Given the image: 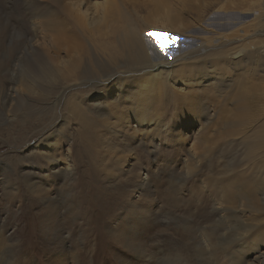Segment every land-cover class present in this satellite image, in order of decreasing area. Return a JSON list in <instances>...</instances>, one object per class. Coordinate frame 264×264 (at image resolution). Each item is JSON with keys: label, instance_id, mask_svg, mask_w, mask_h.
<instances>
[{"label": "rangeland", "instance_id": "rangeland-1", "mask_svg": "<svg viewBox=\"0 0 264 264\" xmlns=\"http://www.w3.org/2000/svg\"><path fill=\"white\" fill-rule=\"evenodd\" d=\"M97 1L87 0L85 6ZM38 2L35 11L43 14L45 28L75 30L65 8L52 0ZM123 2L139 22L150 21L157 9L165 8L187 24L185 33L159 24L142 29L155 62L182 57L176 52L200 45L206 34L202 27L214 32L224 22L234 25L238 38L246 40L244 47L223 54L226 66L220 63L219 71L211 67L214 56L205 65L179 69L189 81H175L165 70L161 75H125L135 93L140 90L135 83L141 81L146 92L159 94L154 110L161 115L125 121L123 115L132 113L128 109L133 103L126 88L116 87L108 99L90 101L87 114L76 107L70 110L71 92L87 95L103 89L100 75L112 74L116 79L111 84H118L116 72L128 69H110L76 33L70 45L74 42L83 52L74 82L79 86L64 96L66 91L56 85L48 98L42 97L44 102L24 97L12 112L4 89L15 77L22 82L16 76L20 59L35 68L45 61L43 48L35 54L27 40L38 34L41 45L46 32L34 30L32 7L24 0H0V264H251L259 243L264 251V240L258 242L257 231L246 224L256 223L252 218L259 216V224L264 223V212L247 208L240 195L243 189L258 191L264 204V145L257 139L264 125V51L259 44L264 32L254 21L243 27L236 23L252 0H157V7L139 0ZM93 13L90 8L87 14ZM116 34L112 30L107 38L97 39L104 58L116 48ZM254 35L259 36L257 43ZM241 43H229L228 48ZM51 51L58 61L66 58L65 51ZM188 99L200 102L203 120L196 115L177 125L178 107H185ZM13 113L21 117L12 123L7 116ZM59 128L63 134L53 133ZM51 133L48 144H39ZM59 141L61 149L55 151L54 142ZM229 198L234 199L229 205L233 209L221 220L218 201Z\"/></svg>", "mask_w": 264, "mask_h": 264}, {"label": "bare ground", "instance_id": "bare-ground-1", "mask_svg": "<svg viewBox=\"0 0 264 264\" xmlns=\"http://www.w3.org/2000/svg\"><path fill=\"white\" fill-rule=\"evenodd\" d=\"M24 1L26 2V5H29V7L30 6L32 7V13L30 14H33V15L29 17L31 18V23H32L31 25H33L35 28L34 30L37 31L39 29H42V32H46L43 35H41L42 39L44 40V43L41 45L39 44V40L37 39L38 34H35V40L34 38L27 40L28 43H30L29 46L32 49V52H35V54L37 50H39L40 48H43V52L41 53L42 54L41 56L45 61L39 62L38 68H35L33 65L25 64V62L22 61L21 59L19 60L20 62V64L18 65L19 70H17L18 73L16 76H19L22 82L18 84L19 80L17 79V77H15L16 79L11 80L12 82L9 83L10 84L9 87L6 86V89H4V92H5L4 101L9 106L10 108V109L8 108L9 111L13 110L12 108L14 107V105L16 104L19 105L21 100L25 99L24 97H26L27 99L28 98L30 99V96L31 97L37 96L35 100H38L39 98L43 100L42 97L46 98L49 94H51V92L53 91L56 85H60L61 90L66 91V92L61 93V95L65 96L67 94L68 95L72 94L69 97L70 98L69 103L71 104L70 110L74 112V107H76L77 110L80 111L81 113L87 114L90 111H92L91 105L97 102L98 100L97 98L101 96H105V98L108 99L113 89L118 87L119 89H122V90H125V88L128 89L129 91L126 93L128 96H131L133 100L132 106L128 109V110H131L130 112H132L130 114L131 116L128 115V113L123 115V119L125 121L127 118L128 120L132 119V117H136L140 121H144L147 119L148 120L160 119L161 115L158 113L159 109L157 108L156 110H154L156 107V99L158 98L159 94H157L155 90H153L154 92H152L151 90H150L151 92L150 91L146 92L147 88L144 87L145 85L141 83V81H139L138 83H135V85L140 88V90L135 93L133 89H130L132 86V83L130 84L127 83V80H126L127 78H125L126 77L125 75L132 74V73L134 74L137 72L139 73V71L140 72L141 71L143 72H150V71L157 72L158 71L157 73L161 75L163 74L162 71L165 70V72L169 74V76L173 78L175 81H182V82L184 80L189 81V79H186L183 73L179 72V69H182L183 67L193 68L194 66L199 65V63L205 65L206 59L214 56V58L212 59V62H215V63L212 64L211 67H215L214 68L215 71H219L221 70L222 64L224 65V63L221 62L220 58L223 57L226 53H232L234 50L240 47H244V44L246 41L243 38L242 39L238 38V36L236 35L237 33L236 28L233 27L234 25L231 26V24L229 23L224 22L222 26L220 24H217V26H215L216 31L214 32H210L211 29H205L206 27L205 28L202 27L203 28L202 30L206 34H202L203 32L199 33V34H202V37H201L202 41L198 47L192 48L191 50L185 53H184V49H181L180 51L176 53H178L182 57L177 58L176 60H171L166 63V61L162 58L161 61L155 62L154 58L152 57L153 53L152 55L150 53V48H149L150 44L147 43L146 39H144V34L142 33V29L146 26L147 27L153 26V25L157 26V24H159L160 26L163 25V26H167L170 28H174L178 30L177 31L178 33H185L183 31L185 30V25L187 24H185L183 17L181 15L173 14V13L171 14L167 9L160 8V10L157 9V11L152 15L153 16V18L151 19L152 21L143 20L139 22V20H135L133 17L131 18V16H129L128 10L125 7L123 0H120L119 2L122 7L121 9L118 8L120 5H118L117 0H98L95 3L91 2L89 6H85L87 4V0H52L53 2L60 5L62 8L66 9V12L68 13L67 15L69 16L71 22H73L74 27H75V30L71 29L74 31L72 33L71 30H69L68 28H62L63 30L65 29L64 32L59 31L58 28L62 27L61 25H58L60 27H56V28L55 27L50 28V29L45 28L43 26V24L45 25V23L40 19L41 17H43V14L39 13L38 11H35L41 3H39L38 0H24ZM139 1H141L142 4L147 5L148 7L152 5L155 7L160 6V3L156 2L157 0H139ZM135 6L137 5L133 4L134 8ZM90 8L94 9L93 16H89L87 14ZM238 19H239L238 20L239 22L236 23L237 24L236 26L243 27V25L248 23L249 21L250 22L254 21L253 25L258 26L259 27L258 30L261 29L264 32L263 0H252L251 7L245 11H242L241 17H239ZM112 30L113 32L115 31L117 33L115 37L117 41V44H115L116 48L112 47L113 52H111L110 54L111 56L108 55V58L106 57L104 58L105 55L103 53L105 52V50L103 48L102 49L100 48V44H98L97 39L103 38V37L107 38L109 33L112 32ZM76 33L81 34L85 38V40L88 41L89 47L91 50H93L92 52L96 57L102 58V60H105L106 63H110L112 65L110 66V69L111 67H113V68H116V70H120V68L122 67H128V69L125 72H123L122 70L119 72H116V77L117 79H119L118 84H111V79L115 78L112 74L106 75V76L100 75L101 78L99 80V84L103 86V89L98 90L96 88L97 90L87 95L82 92H71L69 94V92L72 91L73 88L79 86L78 84L74 82L75 80L79 79L78 74L80 73V63L83 60L82 49L78 48V45L74 44V42H73V45L72 44L70 45V43H72L73 40H76L78 38L77 37L78 35H76ZM233 35H236V36L233 37ZM251 38H255L253 42L257 43L259 36L254 35ZM232 39H236V40H232ZM236 41L238 42L240 41L242 43L234 47L230 45L231 48H228L229 43L233 45V43H235ZM27 44L26 46H28ZM259 44H261V49L264 51V40L261 41V43ZM51 49L57 52L65 51L66 58L60 61L54 59L53 55L51 54L52 53ZM35 54L33 53V56ZM229 55H232V54H229ZM170 56H173V55H170ZM91 57L94 58V56H91ZM87 59L89 60L90 58L87 57ZM32 60L36 61L38 60V58H34ZM173 62H178V63L176 65L171 64ZM101 63L103 65L104 62H101ZM220 63H221V66H219ZM95 65H96V62H95ZM96 67L98 66L96 65ZM162 67H165V69ZM206 69L209 70L210 68H208V66L207 67L203 66V70H206ZM99 70L97 71L99 72ZM81 71L82 73H85L87 71V68L82 67ZM107 73L108 72H106L105 74ZM100 74H104V72ZM151 75L153 74H150V76ZM126 85H130V86L128 87ZM122 94H125V93H122ZM90 101H93L92 104H90ZM187 102L188 103L186 104L185 107H182L183 105L178 107V113L176 116L177 125L180 123L179 121H182L185 123V122L190 121V119H194L193 116H195V118H197V116L198 118H200V115H202V113H200L202 111L199 110L200 106L198 105L200 102L199 103L197 102L198 103L197 104L195 100L192 101L191 99H188ZM158 106L159 105H157V107ZM191 107H195V108L190 110ZM101 111H102L101 109L98 110L99 113ZM207 113H206V117L208 116ZM132 114H134L135 116H133ZM7 117H9L10 118L9 121L13 123L15 120H19L21 116L19 114L13 113L12 116L8 115ZM201 118L199 120H203ZM117 122L118 121H116V123ZM65 124H67V120H65ZM53 133H57L58 135L63 134L62 129L60 128L55 129ZM53 133L46 135L39 144L43 145L45 142L46 143L49 142L51 140V136ZM257 139L259 140V143L264 145V125L260 128V130H258ZM60 143H61L60 141L58 143L54 142L53 146H54L55 151L61 149V147L59 146ZM37 148H39V146H37L35 149H32V150H36ZM66 151H67L66 155L70 157L69 148ZM51 156L50 155L47 156L50 159V161L57 162L56 159ZM242 191L243 193L240 196H242V198L245 199L246 203L244 205L247 208L251 209L254 212H258V213L264 212V204H261L260 202L258 191L248 192V191H245L244 189ZM224 193L226 197L227 196L226 191ZM233 200L234 199L229 198L221 202L218 201L219 205L217 206L216 210L218 211L221 220L229 217L228 212H230L229 210L233 209L231 208L232 207L231 203L234 202ZM252 219L255 220L256 223H253V224L247 223L246 227L247 229L249 228L250 230L251 229L256 230L257 231L256 232L257 241L261 242V240H264V223L259 224L258 221L260 220V216L253 217ZM260 245L261 243L258 244V249L256 250V253H255L256 255L254 254L255 256L251 264H258V262L261 259H264V251L261 250ZM175 261H174V264H177V262L175 263ZM166 264H173V263L167 262Z\"/></svg>", "mask_w": 264, "mask_h": 264}, {"label": "built area", "instance_id": "built-area-1", "mask_svg": "<svg viewBox=\"0 0 264 264\" xmlns=\"http://www.w3.org/2000/svg\"><path fill=\"white\" fill-rule=\"evenodd\" d=\"M263 4H264V0H263Z\"/></svg>", "mask_w": 264, "mask_h": 264}]
</instances>
